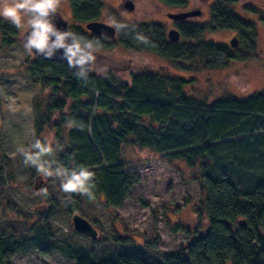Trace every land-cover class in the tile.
I'll return each instance as SVG.
<instances>
[{
    "label": "trees",
    "instance_id": "1",
    "mask_svg": "<svg viewBox=\"0 0 264 264\" xmlns=\"http://www.w3.org/2000/svg\"><path fill=\"white\" fill-rule=\"evenodd\" d=\"M68 1L74 20L68 30L78 39L85 37L82 45L91 42L92 48L107 49L119 42L128 49L156 53L188 72L221 68L241 57L226 45L203 39V32L233 29L247 47L244 31L254 30L234 13L230 5L234 0H218L207 23L183 20L177 24L178 41H170L164 25L154 21H119L115 38L108 39L83 26L99 20L103 0ZM159 1L179 8L188 5V0ZM19 34V27L0 17L1 49L16 44ZM30 59L26 74L41 87L31 107L33 156L50 152L44 139L49 131L59 148L57 164L67 180L85 167L95 173L85 183L87 191L69 192L68 214L78 210L82 201L99 200L112 209L132 198L131 188L139 178L126 170L123 151L136 146L166 161L183 160L198 168L201 196L196 208L207 225L203 231L175 225L174 229L186 233V241L151 261L141 250L117 253L92 247L102 241L146 248L148 239L141 244L116 230L99 239L96 228L95 239L70 228L91 246L59 239L52 231L50 215L38 210L35 220L21 222V235L0 231V264H11L14 255L31 250L40 255L56 251L74 264H264V88L242 99L224 96L209 102L185 91L196 81L193 75L184 79L143 71L124 80L110 69L98 73L34 55ZM31 173L35 190L41 175Z\"/></svg>",
    "mask_w": 264,
    "mask_h": 264
},
{
    "label": "rangeland",
    "instance_id": "2",
    "mask_svg": "<svg viewBox=\"0 0 264 264\" xmlns=\"http://www.w3.org/2000/svg\"><path fill=\"white\" fill-rule=\"evenodd\" d=\"M103 1L104 7L99 17L101 22L115 27L119 21H154L164 25L167 35L170 29L178 30L176 26L181 22L168 18V13L199 10L200 16H191L184 21L207 23L211 7L218 0H188L184 8L168 6L159 0H132L131 11L124 10L119 0ZM230 5L234 13L252 25L254 30L244 31L249 42L247 47L240 35L236 37V46L230 47L229 41L235 37L233 29L203 32V39L226 45L233 53L241 55L240 58L231 59L224 67L188 72L175 68L171 60L156 53L128 49L117 42L107 49L93 48V51L101 54V58L95 60L92 71L99 73L110 69L124 80H129L133 73L143 71L184 79L193 75L196 81L187 85L185 91L197 98H206L209 102L224 96L239 99L250 96L264 88V0H234ZM56 11L68 24L74 23L68 0H59ZM29 18L22 14L17 43L7 49L0 48V231L14 230L21 235V228H24L21 222L35 220V212L41 210L50 215L55 237H65L91 246L70 231V216L78 213L90 222L95 221L92 224L98 230L99 239L116 230L132 236L138 243L143 244L144 238L150 243V247L145 248L144 245L134 247L99 241L92 245L97 250L117 253L141 250L154 261L160 260L166 252L179 249L187 235L183 229H174L175 225L188 231H203L207 225L205 217L196 208L201 196L198 168L187 166L183 160L166 161L153 151L136 146L126 147L123 151L125 168L139 178L131 188L132 198H127L118 208L107 209L99 200H92L80 202L79 209L71 211V215L66 211L70 193L61 188L67 179L57 164L59 148L53 145L51 132L44 134L45 146L51 149L50 152L33 156L31 107L33 97L37 95L39 98L41 87L30 82L25 71L28 59L33 55L22 42ZM32 170L41 175L35 190L32 189L35 181ZM39 188L47 189V192H37ZM10 262L74 264L56 251L40 255L36 250L25 255L16 254Z\"/></svg>",
    "mask_w": 264,
    "mask_h": 264
},
{
    "label": "clouds",
    "instance_id": "3",
    "mask_svg": "<svg viewBox=\"0 0 264 264\" xmlns=\"http://www.w3.org/2000/svg\"><path fill=\"white\" fill-rule=\"evenodd\" d=\"M59 0H0V16L10 20L16 27L20 26L21 17L28 15L30 31L25 37L24 48L31 53L35 49L38 53L51 57L52 49H64V56L67 58L69 66L75 63L83 64L91 57L84 52V48H92V43L84 44L81 41L85 37L72 32L59 31L50 20V13L55 12ZM190 18V17H189ZM188 19V18H187ZM54 38V39H53ZM71 38V43L66 44V39ZM95 173L82 168L80 174H72L71 179L61 185L64 192L87 191L85 183L93 178ZM47 192V189H41ZM91 196V193L88 194Z\"/></svg>",
    "mask_w": 264,
    "mask_h": 264
},
{
    "label": "water",
    "instance_id": "4",
    "mask_svg": "<svg viewBox=\"0 0 264 264\" xmlns=\"http://www.w3.org/2000/svg\"><path fill=\"white\" fill-rule=\"evenodd\" d=\"M123 8L126 11H131L133 9V4L130 1H126L123 4ZM199 10H192V11H182L177 13H168V18L172 19L173 21H183L189 17L199 16L200 15ZM50 20L54 24V26L61 32L68 30V23L67 20L62 17V15L55 10V12L50 13ZM86 30H88L91 33L102 35L108 39H114L115 38V28L112 25H109L107 23L101 22V21H90L85 24ZM30 31V26L26 29V31L22 35V42L25 44L26 40L25 37ZM167 37L170 41H178L179 39V32L177 29H170L167 32ZM54 39V38H53ZM71 38L66 39L65 43L70 44ZM237 44L236 37H232V39L229 41L230 47H235ZM81 47L84 48V45L81 44ZM85 54L89 55L91 58L87 59L85 63L78 64L73 62L71 66L68 64L67 58H62L64 56V49H52L51 50V57H46L44 54L38 53L35 49L31 51V53L36 56L37 58L41 59H48L60 63H64L68 67L75 69V70H84L89 71L93 66V56L94 51L92 48H84ZM71 223L72 228L76 233L85 235L89 237L90 239H95L97 236V230L95 227L84 217L79 215L78 213H74L71 216ZM238 223L242 226L245 225L244 219H240Z\"/></svg>",
    "mask_w": 264,
    "mask_h": 264
},
{
    "label": "flooded vegetation",
    "instance_id": "5",
    "mask_svg": "<svg viewBox=\"0 0 264 264\" xmlns=\"http://www.w3.org/2000/svg\"><path fill=\"white\" fill-rule=\"evenodd\" d=\"M126 1H130V2H132V0H119V4L123 7V4L126 2ZM133 3V2H132ZM124 9V8H123ZM125 10V9H124ZM97 21H100V20H97ZM85 24L86 23H84L83 24V26H84V28H85ZM108 24V23H107ZM177 27V26H176ZM86 29V28H85ZM88 31V30H87ZM233 36H235V37H238L239 36V34L237 33V32H235V31H233ZM115 36H116V32H115ZM101 58V54L100 53H96L94 56H93V66H94V63H95V60L96 59H100Z\"/></svg>",
    "mask_w": 264,
    "mask_h": 264
}]
</instances>
